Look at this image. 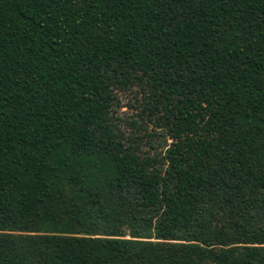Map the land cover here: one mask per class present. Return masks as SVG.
<instances>
[{
    "label": "trees",
    "instance_id": "16d2710c",
    "mask_svg": "<svg viewBox=\"0 0 264 264\" xmlns=\"http://www.w3.org/2000/svg\"><path fill=\"white\" fill-rule=\"evenodd\" d=\"M0 264H264V0H0Z\"/></svg>",
    "mask_w": 264,
    "mask_h": 264
},
{
    "label": "rangeland",
    "instance_id": "374dc122",
    "mask_svg": "<svg viewBox=\"0 0 264 264\" xmlns=\"http://www.w3.org/2000/svg\"><path fill=\"white\" fill-rule=\"evenodd\" d=\"M116 96L115 116L118 118L116 122L121 132L125 136H130L132 132L139 134L143 150H148L150 153L159 152L162 155L165 144L169 140L165 133L153 127L152 123L147 120L146 114L148 111L144 102L141 101L142 97L139 91L136 92L135 89L117 91ZM143 129H146L152 135L153 148L149 147L148 138L143 134ZM121 232L124 237L136 236L135 231L127 226H123Z\"/></svg>",
    "mask_w": 264,
    "mask_h": 264
}]
</instances>
